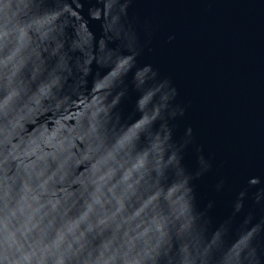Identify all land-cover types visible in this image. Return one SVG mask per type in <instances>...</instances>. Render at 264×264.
<instances>
[{"label":"water","instance_id":"1","mask_svg":"<svg viewBox=\"0 0 264 264\" xmlns=\"http://www.w3.org/2000/svg\"><path fill=\"white\" fill-rule=\"evenodd\" d=\"M0 264H264V0H0Z\"/></svg>","mask_w":264,"mask_h":264}]
</instances>
